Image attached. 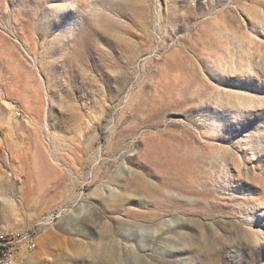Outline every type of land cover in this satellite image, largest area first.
<instances>
[{"label": "rangeland", "instance_id": "rangeland-1", "mask_svg": "<svg viewBox=\"0 0 264 264\" xmlns=\"http://www.w3.org/2000/svg\"><path fill=\"white\" fill-rule=\"evenodd\" d=\"M264 0H0V233L20 264H264Z\"/></svg>", "mask_w": 264, "mask_h": 264}, {"label": "built area", "instance_id": "built-area-1", "mask_svg": "<svg viewBox=\"0 0 264 264\" xmlns=\"http://www.w3.org/2000/svg\"><path fill=\"white\" fill-rule=\"evenodd\" d=\"M37 244L35 229L19 234L0 233V264H20L21 253L32 251Z\"/></svg>", "mask_w": 264, "mask_h": 264}, {"label": "bare ground", "instance_id": "bare-ground-1", "mask_svg": "<svg viewBox=\"0 0 264 264\" xmlns=\"http://www.w3.org/2000/svg\"><path fill=\"white\" fill-rule=\"evenodd\" d=\"M261 207H264V206L261 205ZM263 213H264V211H261V214H263ZM19 259H20V261H22V262L24 261V258H21V257H20Z\"/></svg>", "mask_w": 264, "mask_h": 264}]
</instances>
